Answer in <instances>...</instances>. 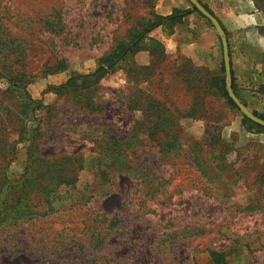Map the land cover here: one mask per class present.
<instances>
[{
	"label": "rangeland",
	"instance_id": "rangeland-1",
	"mask_svg": "<svg viewBox=\"0 0 264 264\" xmlns=\"http://www.w3.org/2000/svg\"><path fill=\"white\" fill-rule=\"evenodd\" d=\"M253 2L264 20V0ZM154 14V0H0V264H53L61 251L52 246L57 231L69 236L102 216V225L118 235L109 241L115 248L102 250L100 239L80 236L83 246L71 245L75 253L67 251L64 264H193L190 247L197 264H215L205 251L225 248L226 264H264V144L227 129L238 118L246 129L264 127L218 89L214 77L225 78L221 44L217 70L183 55L164 56L143 39L110 72L66 83L71 72H93ZM258 32L264 40V24ZM183 76L211 81L199 111L192 107L196 82ZM244 105L264 116V105ZM192 112L195 118H179ZM166 129L182 137L178 156L156 155L155 133ZM115 135L132 136L145 163L172 174L161 202H143L135 180L104 174L109 158L102 152ZM191 142L215 174L209 180L179 170L173 175L175 164L196 165ZM50 165L64 171L53 176ZM15 205L34 215L14 225ZM187 222L193 232L172 233Z\"/></svg>",
	"mask_w": 264,
	"mask_h": 264
},
{
	"label": "trees",
	"instance_id": "trees-1",
	"mask_svg": "<svg viewBox=\"0 0 264 264\" xmlns=\"http://www.w3.org/2000/svg\"><path fill=\"white\" fill-rule=\"evenodd\" d=\"M203 6V5H202ZM204 7V6H203ZM213 17H215L206 7H204ZM190 11H196L198 12L201 16H203L197 9H195L192 5H191V9H178V8H174L172 10V12L166 16H161V15H157L154 14L153 18L148 19L145 23H143L142 27H134L132 28V30L129 32L127 38L122 41V43H120L118 45L117 48H115V50H113L108 56H106L96 67V69L88 74H76L71 72L69 74V77L66 81L67 84L74 82L76 79H85V78H90L93 76H97V74L101 71H111L113 68L116 67V65L120 62L125 60L129 55H131L134 51V49H137L136 47L141 43V41L143 39H148L151 44L153 49L157 48L156 46H159L158 48L161 49L162 51V55H166L164 53V49H163V45L160 41L154 39L153 37L149 36V33L156 27L161 26L163 27V29L165 30V32H171L172 31V27L176 24L182 21L183 17L188 14ZM204 17V16H203ZM205 18V17H204ZM216 18V17H215ZM216 20L218 21V19L216 18ZM219 22V21H218ZM210 23V21H209ZM211 24V23H210ZM219 24L221 25V23L219 22ZM223 31L224 28L221 25ZM230 63V61H229ZM221 70L222 72L224 71V65L221 62ZM230 74H231V87L232 90L234 92V94L241 100V102H243L245 104V102L243 101L242 98H240V96L238 95V93L235 90V84H234V80H233V72L232 69L230 68ZM214 79H216V81L218 82L217 86L218 89L221 90V94L222 96L225 98L226 101H228L231 105H233L234 107H236V105L233 103V101L230 99V97L228 96L227 90H226V84H225V78L223 76H215ZM182 80L184 81H188L187 84H191V80L196 82V84L194 85V87L196 88V96L195 98L192 100V107H195L196 110H200L202 109V107L204 106V89L205 87H208L211 85V81H208V78L206 77H198V78H188L187 76H183ZM211 80V79H210ZM66 84V85H67ZM65 85V84H64ZM63 87V86H62ZM217 88V87H216ZM256 116L264 119L263 115L257 114L256 112H253ZM195 118V113H189L188 115H184L182 117L179 118ZM250 122H252L251 120H249ZM253 123V122H252ZM144 121L141 122V125H144ZM177 124V120L172 119L169 123L170 126H175ZM255 124V123H253ZM257 125V124H255ZM159 127V126H158ZM36 129V128H35ZM34 128H32L31 130H28L27 135H28V140L31 141L33 136L35 135ZM259 130V129H258ZM26 131V130H25ZM260 131H264L263 129ZM26 133V132H25ZM155 133V132H153ZM157 133H159L157 135ZM157 133H155L157 140L159 141L158 144L159 145V149L156 151V155H158L161 158H164L165 156H178V154H176V152H174L175 150L178 149L179 146H181V140L182 137L179 133H174L170 131V129H166V130H160ZM115 140L114 143L112 145H110L109 147H107V145H105V150H103V154H105V156H107L109 158V162L108 164H106L105 170H104V174L108 175L109 172L106 171L107 170H111L114 172V174H116L118 177H124V178H128V179H132L135 180L139 183L140 186V190L141 193L140 195L143 197V202H153V201H157L158 203L162 201V199L164 198V196H161L163 191V183H167L169 184L171 181V177L172 174L171 173H165L163 170L164 169V165L163 166H153V165H148L146 162V160H143L140 158V156L137 155V151H136V145L135 142L132 140L133 137L129 136V137H124V138H117L116 135L114 136ZM222 143L226 144V141L221 140ZM187 148H188V152H192L191 153V158L194 160L195 162V166H190V165H184L181 166L179 168H176L177 164H175V166H172L173 169V175L176 173V170L179 171H186L185 174H198V175H203L205 177H207V179L209 180L213 175L215 176V174L213 173V171L211 170V168L209 166L206 165V163L203 161L202 157H201V147L197 146L196 142H191L189 144H187ZM37 160L40 161L41 158L38 156ZM30 165H31V160L30 163L28 165V168L30 169ZM27 168V169H28ZM32 168V166H31ZM49 174L50 172L52 173V171L55 173L53 174V176L58 175V173L63 172L64 169H59V172H55L53 170V167L48 166L47 170H46ZM64 176L68 177L70 174H64ZM76 181V178L73 176L71 183L73 184ZM110 181V180H108ZM112 187V183H109ZM90 191V190H89ZM92 191V190H91ZM90 191V193H91ZM112 191V190H111ZM110 191V192H111ZM112 193V192H111ZM6 195V194H5ZM82 196V195H81ZM92 196V194L90 196H87L86 198H90ZM6 196H3V198L5 199ZM18 203V202H16ZM13 209H15V213L16 214H20L17 211V205L13 206ZM31 214H20L18 215L15 219L14 222L16 225L17 222L20 219H23L25 217V215L31 216L34 215V212H30ZM33 213V214H32ZM1 214V212H0ZM104 221H106V218L104 216L101 217H97V218H93V223L96 225L93 227V225L90 226L89 222L90 219L87 221L88 223L86 225H84L80 230H71L69 231L70 235L69 236H62V233L65 232L64 229H61L59 231L56 232V235H54V240H53V247L54 248H61V251L58 254H55V258H54V262L53 264H64L67 261H65L66 259H64V254L69 251V252H74V249L72 250L71 245L73 246V248L77 247L78 245L83 246L82 244L79 243V241H81L80 236L82 237V240L84 238H98L101 240V247L103 248L102 250L106 249L107 251H110L112 249L115 248L116 246V242H112L110 243L109 241H114V239L118 238V235L115 234L114 231L108 230V227L103 226L102 224L104 223ZM97 226L102 227L101 230H97ZM188 228L190 231L189 233L193 232L195 225H193L192 223H185L181 228V233H177L178 229L173 230L172 233L175 235H182V231L183 229ZM130 232H128L129 234ZM190 235V234H188ZM122 237V236H121ZM68 238V239H67ZM184 238V237H183ZM183 238H179V240L183 239ZM131 238H128V240H130ZM69 240V241H67ZM57 242V243H56ZM181 247L184 248H189L188 245L186 243H183L180 245ZM207 249V248H206ZM101 250V248H100ZM190 252L192 253L190 255V259L192 260L193 264H197V257H196V253H195V249L194 247H190ZM206 257L208 258V260H212V262H214L215 264H226L227 260H226V254L229 252V250H227L226 248L224 250H213V249H207L206 251ZM73 255L69 256V258H71ZM100 257H103L105 260L108 261H115L116 258L114 255L112 254H108V255H100Z\"/></svg>",
	"mask_w": 264,
	"mask_h": 264
},
{
	"label": "crops",
	"instance_id": "crops-1",
	"mask_svg": "<svg viewBox=\"0 0 264 264\" xmlns=\"http://www.w3.org/2000/svg\"><path fill=\"white\" fill-rule=\"evenodd\" d=\"M221 23L228 46L230 68L236 92L245 102L264 105V40L259 36L263 17L253 0H198ZM174 8L191 9L188 0H154L156 14L166 16ZM150 37L160 41L167 57L178 55L199 65L211 64L214 70L219 62V37L209 21L196 11H190L182 21L165 32L158 26ZM228 135L238 131L247 141L264 144V131L246 129L238 118L228 125Z\"/></svg>",
	"mask_w": 264,
	"mask_h": 264
},
{
	"label": "water",
	"instance_id": "water-1",
	"mask_svg": "<svg viewBox=\"0 0 264 264\" xmlns=\"http://www.w3.org/2000/svg\"><path fill=\"white\" fill-rule=\"evenodd\" d=\"M195 9H197L208 21H210L212 27L214 28L215 32L217 33L221 48H222V58H223V65H224V73H225V84L228 96L237 106V108L242 112L244 116L250 119L252 122L264 127V119L256 116L253 112H251L234 94L232 87H231V74H230V63H229V53H228V46L225 37V33L216 20L198 0H188Z\"/></svg>",
	"mask_w": 264,
	"mask_h": 264
}]
</instances>
